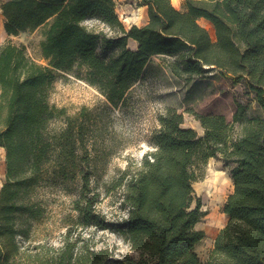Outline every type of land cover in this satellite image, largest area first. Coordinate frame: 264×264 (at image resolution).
<instances>
[{
    "label": "trees",
    "instance_id": "1",
    "mask_svg": "<svg viewBox=\"0 0 264 264\" xmlns=\"http://www.w3.org/2000/svg\"><path fill=\"white\" fill-rule=\"evenodd\" d=\"M118 1L1 3L9 36L44 28L41 52L47 64L31 60L12 42L0 48V148L6 152L0 264H264V0H186L182 11L172 0H139L149 20L129 30L117 13ZM201 19L213 25L215 39ZM89 20L95 25L88 26ZM130 40L137 42L136 50L128 48ZM99 48L120 51L105 58ZM154 56L168 58L171 73L186 82L216 71L233 84L244 81L262 113L251 116L240 104L228 121L223 114L188 110L203 136L183 127L184 114L176 108L158 117L155 150L144 155L136 171L128 169L120 184H126L129 215L116 227L132 254L121 259L105 251L81 254L68 240L57 250L29 252L19 238L27 233L21 222L41 219L35 193L51 182L80 183L75 210L82 227L112 226L94 211L98 196H89L94 168L80 115L70 116L50 103L58 73H75L117 109ZM57 119L63 127L52 126ZM236 124L239 137L234 136ZM213 158L231 167L234 191L223 209L229 221L203 263L196 246L205 233L196 225L206 213L194 184L205 177Z\"/></svg>",
    "mask_w": 264,
    "mask_h": 264
},
{
    "label": "rangeland",
    "instance_id": "2",
    "mask_svg": "<svg viewBox=\"0 0 264 264\" xmlns=\"http://www.w3.org/2000/svg\"><path fill=\"white\" fill-rule=\"evenodd\" d=\"M185 1L172 0V4L182 11ZM3 2L0 0V26L4 29L0 32V48L12 42L24 47L31 60L46 65L41 52L44 28L9 36L1 12ZM117 13L127 30L133 26L141 27L149 20L148 8L141 6L139 0L118 1ZM199 22L215 39L213 25L202 19ZM95 23L94 20L86 22L90 27ZM128 48L136 50L137 43L129 41ZM119 51L118 48L98 49L99 54L105 58H111ZM167 59L152 57L143 76L130 90L125 104L117 109L95 87L75 73H58L51 86L50 103L65 108L70 116L80 115L79 123H84V138L89 144L91 165L94 168L89 196H98L94 211L112 226L108 230L96 226L82 227L78 222L79 213L75 210V201L82 197L80 183L64 186L51 182L48 186H41L35 193L42 205L41 219L21 222V227L27 233L19 238L29 252L36 254L44 248L57 250L68 240L75 245L76 252L81 254L105 251L107 257L113 259L132 254L129 242L117 232L116 227L129 215V209L124 204L126 184H120L128 169L136 171L144 155L155 150L152 137L160 129L158 117L165 114L167 109L176 108L184 114L183 127L195 129L199 136H203L204 129L200 122L188 110L223 114L228 121L233 120L240 104L247 107L251 116L262 113L254 93L248 91L244 81L233 84L216 71L205 78L186 82L171 73L166 64ZM52 126L61 128L64 121L57 119ZM241 134V127L236 124L234 136L239 137ZM5 180L6 152L0 149V188ZM194 189L206 213L196 225V230L205 233V237L196 246V252L200 260L207 263L217 235L229 221L223 209L234 191L231 167H226L220 158L211 159L205 177L194 184Z\"/></svg>",
    "mask_w": 264,
    "mask_h": 264
},
{
    "label": "crops",
    "instance_id": "3",
    "mask_svg": "<svg viewBox=\"0 0 264 264\" xmlns=\"http://www.w3.org/2000/svg\"><path fill=\"white\" fill-rule=\"evenodd\" d=\"M3 1H5V0H3ZM119 1H121V0H119ZM1 12H2V10H1ZM3 14V13H2ZM4 17V16H3ZM203 21H205V22H207V23H210L209 21H207L206 19H202ZM5 22V21H4ZM3 32V31H2ZM3 33H1V35H2ZM130 41H133L135 44L137 43L136 41H134V40H130ZM0 149H2V150H4L3 148H0Z\"/></svg>",
    "mask_w": 264,
    "mask_h": 264
},
{
    "label": "bare ground",
    "instance_id": "4",
    "mask_svg": "<svg viewBox=\"0 0 264 264\" xmlns=\"http://www.w3.org/2000/svg\"><path fill=\"white\" fill-rule=\"evenodd\" d=\"M209 26H211L212 27V25L211 24H209ZM4 29H3V26L1 25L0 26V32H2Z\"/></svg>",
    "mask_w": 264,
    "mask_h": 264
}]
</instances>
